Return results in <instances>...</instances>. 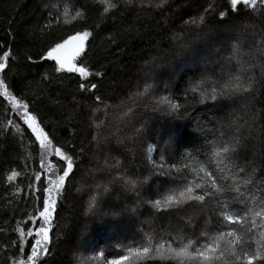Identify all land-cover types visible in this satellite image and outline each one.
<instances>
[{
	"label": "trees",
	"instance_id": "1",
	"mask_svg": "<svg viewBox=\"0 0 264 264\" xmlns=\"http://www.w3.org/2000/svg\"><path fill=\"white\" fill-rule=\"evenodd\" d=\"M109 3L115 7L105 12ZM221 11L226 13L223 19ZM77 12L81 14L78 17ZM84 30L91 33L83 58V65L92 73L86 82L97 85L91 92L79 90L81 81L75 74L57 73L52 62L40 61L52 44ZM4 51H9L10 57L0 79L10 85L9 91L18 100L29 104L49 138L55 137L66 150L75 149L79 154L76 175L59 198L52 218L48 253L41 254L36 264H107L109 259L127 256L129 247H150V258H146L149 254L133 255L123 264H226L224 256L233 252L229 236L233 241L236 236L228 232L223 207L246 218L233 226L245 241L242 247H234L235 255L244 251L264 255V249L256 244L262 230L250 231L255 210L263 208L264 156L254 177L245 173L251 150H262L264 155L262 0L255 5L240 4L235 12L229 0H0V55ZM202 61L205 66L200 65ZM167 65L181 67L170 72L164 69ZM147 75L168 78L171 86L155 88V98L161 102H144L138 114L129 103L143 89H135L139 84L144 88L150 84ZM237 82L251 87L230 92L226 85ZM121 109L129 118V125H123L124 136L138 132L146 140L143 157L138 154L140 170L135 168L136 156H130L131 149H125L123 141L116 140L122 148L115 149L113 137L117 139L118 132L114 128L105 135L102 132L111 126L103 121L120 114L117 111ZM129 116L137 117L133 121ZM170 127L173 129L167 132ZM113 132L115 135L108 137ZM133 143L134 139L127 141L130 147ZM225 148L232 153L230 165L222 167L218 160L222 152L228 155ZM124 154L128 160L121 157ZM162 159L166 163L161 164ZM200 167L214 172L216 178L200 173ZM94 169L106 175L101 185L89 192L85 177L93 176ZM13 171L19 176L10 182L7 176ZM150 171L145 186L129 190V180H142ZM37 173L48 176L39 144L11 103L0 97V264H28L33 242L27 236L32 227L28 218L42 210L43 197L38 203L32 195L40 185L35 181ZM188 181L199 182L198 187L206 185L217 194L195 201L205 214L204 226L213 234V244L220 246V255L215 252L207 261L197 255L198 245L187 246L178 239L176 232L192 233L189 225L193 222L185 217L190 213L182 209L185 200L173 201L172 206L162 203L168 187L184 186ZM108 190L114 193L113 198ZM191 193L190 188L185 195L191 197ZM92 196L102 203L89 211ZM115 198L128 205L125 211L139 216L136 224L132 220L135 231L120 243L118 253L111 228L119 222L106 217V211L115 207ZM93 211L98 215L87 219ZM177 220L181 222L178 228ZM21 229L25 233L23 252ZM158 244L166 247L157 252ZM180 248H185V253L181 254ZM235 255L229 264H241Z\"/></svg>",
	"mask_w": 264,
	"mask_h": 264
},
{
	"label": "snow or ice",
	"instance_id": "2",
	"mask_svg": "<svg viewBox=\"0 0 264 264\" xmlns=\"http://www.w3.org/2000/svg\"><path fill=\"white\" fill-rule=\"evenodd\" d=\"M131 2V0H129ZM264 2V0H262ZM232 11L235 12L237 6L243 4L245 6L255 5L256 0H229ZM110 7H115L114 4L109 3L108 7H105L104 11L108 12ZM64 14H68V9H64ZM79 12L76 13V16H80ZM220 17L223 19L226 15L225 12H220ZM76 17H73L75 19ZM91 33L87 30L77 31L74 34L68 35L66 38L61 39L59 42H55L44 52V54L40 57V61H48L52 62L55 71L57 73H68L75 74L80 78L79 90L81 92H91L97 88L95 83L89 84L87 83V78L92 75L89 72L88 68L83 65V58L86 55V45L89 41ZM10 57L9 51H4L2 55H0V72L4 71L6 68V62ZM29 61L32 63H36L33 61L31 57H28ZM95 75H99L96 73ZM47 78V77H45ZM230 92H239V91H247L248 88L251 87V84L244 85L242 83H235L234 85H226ZM10 85L6 84L3 79H0V97H3L5 101H9L11 103V108L15 110V114H18L20 118L23 120L24 125H26L27 130H30L32 134L35 136V140L38 142L39 147L43 156H47L49 159L45 165V167L50 170V174L48 176H41L39 173L35 176V181L40 182L38 188H34L32 195L33 198L39 203L40 197L42 196V210H38V212L34 215H30L28 221L31 223L32 227H29L27 230V236L33 238V242L31 244V252L27 255L28 264H36L37 260L41 257V254H47L48 248L50 244V225L52 223V218L55 215L56 207L59 202V198L62 197V193L67 190V185L71 183L72 179L76 175L79 160L75 149H65L63 144H60L55 137L49 138L44 129L40 127L38 123V117L36 115L31 114V108L28 103L18 100L16 95H14L11 91H9ZM99 100V97H96ZM211 99L213 101L216 100L215 96H212ZM23 110L22 112L20 110ZM227 152L228 149L225 148L223 150ZM42 156V159H43ZM52 161H55L54 163ZM166 163L163 159L161 160V164ZM199 172H207L209 175L216 178L214 172L206 170L204 167L199 168ZM131 175L135 176V173H131ZM19 176V173L13 171L11 175L7 176L8 181H13L16 177ZM151 178V171L149 175L145 176L142 180L132 179L127 182L129 190H135L138 187L145 186L149 179ZM199 182L188 181L184 184L183 188L179 191V195H169L166 197V206H172L173 201L177 203L183 202V200L188 201H205L206 197L213 198L216 197L217 194L213 192L212 188L205 186L198 187ZM192 189L191 197H187L185 194L188 189ZM211 193V195H206L205 193ZM182 198V199H181ZM139 199V196H137ZM102 201H98L96 196H92L88 202V210L91 211L93 209V205H99ZM159 201H157V205H159ZM223 212V220L227 222L229 226V231L234 236H236V240H232V236H229V242L231 243V247L233 252L231 255L224 256L226 264H229L230 257L235 255L234 247L243 246L245 241L243 237H238L233 230V226L240 225L241 221L246 219L245 217H241L237 211L229 212L225 207L221 209ZM113 215V214H110ZM115 215H119L118 213ZM260 218L259 223H257L256 219L252 221L251 230H255L256 228L261 229V239L256 241L257 248L264 249V220L261 218L264 217V212H257L255 214ZM101 220L103 217L100 218ZM239 221V222H237ZM222 232V231H221ZM21 237V252L24 251V243H25V233L21 229L20 230ZM227 234V233H226ZM192 241L188 242L189 246L192 245ZM83 247V246H82ZM166 246L164 244L156 245V251L159 252L161 249H164ZM168 250H172L171 246H167ZM217 250V245L212 242H204L203 248L199 245L197 246L196 253L203 260H210V253H215ZM150 247L141 248H133L129 247L127 249V256H117L115 258L109 259L107 264H123L124 261L129 260V258L133 255L140 257L143 254H149L150 258L151 254ZM179 252L181 254L185 253V248H180ZM219 258V257H216ZM235 259L240 261L241 264H254L255 261H260L261 264H264V255H261L260 252H255L249 254V252L244 251L242 255H235Z\"/></svg>",
	"mask_w": 264,
	"mask_h": 264
},
{
	"label": "rangeland",
	"instance_id": "3",
	"mask_svg": "<svg viewBox=\"0 0 264 264\" xmlns=\"http://www.w3.org/2000/svg\"><path fill=\"white\" fill-rule=\"evenodd\" d=\"M259 3V0H256V4ZM158 65V64H157ZM200 65H203L205 66V62H201ZM156 66L155 63H153L151 65L152 68H154ZM181 66L177 65V66H170V65H167L166 68H164L165 70H170V72L173 70L175 72H177L179 70ZM172 75V74H171ZM151 79V82L148 86H146L144 88V84H139L137 88L135 89H139V88H143V89H139L138 90V96H135L137 97L135 99V101H130L129 103V106H134L136 108L135 112L138 111V114L140 112L143 111L144 109V102L146 101H153L154 99L156 100V102L160 101L161 102V98H155V95H154V92L153 91L155 88L161 86V87H169L171 86V83L168 81L169 79L166 78L165 80L164 79H161L160 80L158 78H153L152 75H147L146 76V79ZM170 84V85H169ZM149 90H152V95L149 96ZM21 112L23 111L22 109L20 110ZM119 112L120 114H115L113 115V117H108L106 118L103 122H108L111 126H110V129H109V126L108 128H103L102 129V132L105 133H109L110 130H112V128H114L119 136L117 137V139L115 137H113V143L116 141V140H121L125 143V149H131V155L130 156H136V164L138 166H135L136 169L140 170L139 169V164L141 162L142 159H139L138 158V154H140V157L142 158L143 155H144V150L145 148H147L144 143H145V138L142 137V134L141 133H138L136 135L134 134H127L124 136V134L126 133V129L123 125H129V118H128V113L127 112H123V109H121V111H117ZM137 114V115H138ZM127 116V117H126ZM131 117V119L135 120V118L137 116H129ZM133 120V121H134ZM150 121H152V119L150 118L149 119ZM107 124V123H106ZM155 127H158L159 130H161V126L159 125H154ZM173 129V127H170L168 128L166 131L167 132H170L171 130ZM154 130V129H153ZM174 133H171L170 135H172ZM115 135V132H113L110 136L108 137H111V136H114ZM131 139H134V143L132 145V147H130L128 144H127V141L128 140H131ZM171 142V138L170 140L165 143L167 146H168V143ZM114 147L115 149L116 148H122V145L120 144V142H117V143H114ZM148 150H150L152 152L151 149L148 148ZM222 152V151H221ZM260 152H263L262 150H259V149H256L255 150V153L254 151H250V154H251V157H248L249 158V165L248 167L246 168V174L248 173L249 177H254L257 172H256V168H258V166L260 165L259 162H260V158L263 157L264 155H262ZM228 155H225L223 152L221 153V158L220 160H218L220 166L224 167V164L227 163L229 160H230V154L232 153V151L228 148V151L226 152ZM43 156V154H42ZM113 156V155H112ZM121 157H124V160H128V157L125 156V154ZM48 157L47 156H43V159H42V165L44 167V170L46 171V173L49 175L50 174V170H48L45 165L48 161ZM123 159V158H122ZM223 159V162H221V160ZM228 165H230L229 163H227ZM146 173V172H145ZM92 174L93 176H90V177H85L86 179V183L84 185H86V190L90 189L89 192H91V190H93L92 188L96 187V185H101V182L103 181L104 179V176L106 175V173H100V172H97L95 169L92 171ZM247 175V176H248ZM147 176V175H143V178ZM100 178V183H99V179ZM115 179H118L117 176H115ZM125 183V181H122ZM116 188V190H119V189H122L120 186H114ZM183 188V185H177V186H173V187H168L166 189V194L163 196L162 198V203L166 205V197L169 196V195H174V192L178 193L179 194V191ZM107 192H109L110 194H112V198L114 196V193H111L110 190H108ZM101 201V200H100ZM118 202V199L115 198L114 199V203L115 204V207L111 208L107 212V215L106 217H109L111 218L112 220L114 221H118L119 222V225L116 226V228H111V229H114V234H115V238L113 240V245L115 243H117V247L116 249H114V251L116 253H118V249L120 247V243L123 242L125 239L129 238L132 236V234L134 233L135 231V225L132 224V220L135 221V224H136V219H137V216L135 214V211H125V208L126 206L128 205H125L122 204V203H117ZM194 202V203H193ZM188 201V200H185L184 201V204H185V207H182V209L185 208L184 211H188L190 213V215H185L186 219L190 222V219L192 220L193 224L192 226H190L191 230H192V233H181L179 234L178 232H176L178 234V239L179 241L184 244V245H187L189 246L188 242L191 240L193 243L192 245H204V242H208V240L212 243H215V240L213 239V234L212 233H209V228H207L206 226H204V218H205V214L203 215L202 212L197 209V206L195 204H197L195 201ZM261 204H260V207H263L262 209H256V213L257 212H264V202L263 200H260ZM195 206V209H191V207ZM100 212L103 211V209H99ZM94 212V211H93ZM119 214V215H115V214ZM255 213V214H256ZM110 214H113V215H110ZM98 215V212H94L93 215L92 213L90 214H87V219L93 217V216H97ZM255 218L257 219V221L260 220L259 217H257L256 215H254ZM102 217V215H101ZM139 217V216H138ZM262 220H264V217L261 218ZM176 220V219H175ZM174 220V221H175ZM102 221H99V223H101ZM181 222L179 220L176 221V228L179 227V224ZM100 228H103L102 225H100ZM168 230V229H167ZM122 235V236H121ZM216 239H219L216 238ZM191 246V245H190ZM83 251V249H82ZM216 253L218 255H220V246L219 244H217V250H216ZM211 257H213V253H210L209 254ZM81 256V255H80ZM90 257V255H88ZM21 264V263H19Z\"/></svg>",
	"mask_w": 264,
	"mask_h": 264
}]
</instances>
